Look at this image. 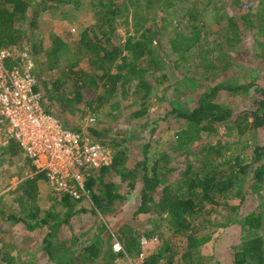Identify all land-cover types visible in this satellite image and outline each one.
Segmentation results:
<instances>
[{
	"label": "rangeland",
	"instance_id": "obj_1",
	"mask_svg": "<svg viewBox=\"0 0 264 264\" xmlns=\"http://www.w3.org/2000/svg\"><path fill=\"white\" fill-rule=\"evenodd\" d=\"M44 1L32 0L35 17L29 12L14 19L13 28L18 31L15 49L37 51L33 59L41 63L40 68L38 66L39 78L53 80L64 72L48 69L46 51L57 40L73 43L75 50L81 52L75 71L81 70L83 75L97 79L102 69L95 67L85 46V43L92 42L93 33L82 37L81 34L86 33V29L96 28L98 17L103 12L100 0H70L64 4L48 0L43 5ZM234 1L151 0L148 3L140 0L134 8L130 7L122 16L115 17L113 41L121 45L125 40L134 42L152 38L148 44L150 56L138 60L137 66L151 59H160V69L154 74L144 75L146 85H138L141 77H135L124 87L112 90V94L106 96L101 104L95 102L88 107L83 101L63 109V112L59 110V114L65 125L71 123L67 126L73 125L86 132L90 128L99 130L100 134L95 139L109 149L112 162L117 152H123L126 159L121 167L123 170L131 169V182L135 183V188L128 191L126 176H120L111 166L107 168L94 189H99V194L103 196L106 186L113 184L111 190L126 193L125 200H117L112 209L105 211L95 209L87 195L82 201L69 200L74 210L83 206L87 210L80 212L70 227L62 225L54 230L50 240L51 255L43 242L47 224L29 230L25 224L5 217L13 215L29 223L46 218L51 224L52 217L64 218L67 207L60 201L61 195L54 192L44 178L32 183L37 173L21 150L19 154L9 156L8 138L0 129V264H78L77 255L94 241H101V255L110 247L113 253L120 256L110 261L107 257L109 262L97 258L88 264H142L146 257L157 256L161 241L170 249L163 254L164 258H156L158 264H182V255L188 249L198 253L202 264H234V253L243 248L245 240L253 235L252 232H242L240 223L233 219L234 213L226 214L222 206L203 204L201 201V210L187 217L190 228L182 230L169 224L167 214L161 212L160 206L156 207L161 194H168L169 190L179 185L185 186L183 174L188 166L205 171L211 163L219 161L223 162L221 170L229 173L231 168L238 170V164L241 166L250 162L251 147L264 144V128L237 135L232 124L238 112L251 109L254 97L250 90L219 93L218 101L230 109V117L215 123L211 130H200L173 115L161 119L171 105L183 109L193 107L199 94L216 82L223 80L242 85L252 81L264 82V44H256V31L242 24V10ZM240 1L245 3L249 0ZM254 1L253 9L258 0ZM104 4L107 5V2ZM204 9L208 12L209 23ZM195 12L203 13L200 14L203 25L190 19ZM229 18L236 21L232 27L234 34L230 30L232 23ZM194 25L201 31L196 40ZM148 28L151 32L146 31ZM154 30L156 32L152 33ZM236 30L237 33L234 32ZM95 34H98L97 30ZM106 50H109L108 44L102 46L99 55L102 56ZM118 64L116 60L110 67L111 73L117 70ZM35 67L37 69L36 63ZM106 81L107 78L97 80L98 88L89 89L88 95H103L101 84ZM65 84L72 89V78L67 77ZM54 106L57 109L59 105L56 103ZM140 111L142 113L136 115ZM90 116L95 118L94 123H89ZM225 124L231 126L226 128ZM151 129H154L152 133ZM145 156L157 159L159 177L158 185L152 190L157 203H150L149 211L141 212L138 210L141 187L147 185L148 192L150 188L148 182L142 181L141 169L136 164ZM250 171L251 167H247L246 174L239 175V181L234 179L238 184L221 201L228 198L235 205L245 195L247 211L260 210L264 217V196L257 194L256 187L248 190ZM259 188L264 193V181ZM122 230L125 236L133 231L138 239L129 245L136 246V255L126 253L118 235ZM190 235L207 240L189 247ZM141 239H146V243L142 244ZM115 244H119L121 249L114 248ZM169 258L170 263L167 262ZM196 258H192L193 261Z\"/></svg>",
	"mask_w": 264,
	"mask_h": 264
},
{
	"label": "trees",
	"instance_id": "obj_2",
	"mask_svg": "<svg viewBox=\"0 0 264 264\" xmlns=\"http://www.w3.org/2000/svg\"><path fill=\"white\" fill-rule=\"evenodd\" d=\"M45 0L43 5H45ZM57 2V4L69 3L70 0H51ZM140 0H100L101 9L103 12L100 14L93 30L86 29V33H82L81 37L87 33L92 34V42L85 43L87 47L86 53L93 58V62L96 68L102 69L101 75L97 79L93 76L83 75L81 70L79 72L75 71V68L79 65L78 52L75 50L73 43L57 40L54 42V45L46 51V66L48 69L52 70H62L64 73L62 76L53 80L40 79L37 89L43 93V102L45 105V110L57 115L61 121H63L60 116L59 110L63 112V109L72 108L77 103L85 102L88 107L92 106L93 103L97 102L101 104L107 99L106 96L112 94V90L122 88L125 86V83H130L135 77H141L138 79V85H146L144 75L146 73L154 74L156 73L162 63L160 59H151L148 60L142 66H137L138 60L147 58L150 56V47L148 44L152 42V38H147V40H137L130 41L125 40L123 44H117L113 41L114 32V20L117 16H122L124 12H127L130 7L136 6L137 2ZM148 3L151 0H146ZM107 2V5L104 4ZM235 5H238L242 11L240 13V19L242 24L245 25L248 29H253L257 33L256 44H264V0H258L256 7L253 9L252 5L255 3L254 0H249L248 2L243 3L240 0H235ZM42 4V3H41ZM206 11L209 9L206 8ZM33 13L35 17V9L32 6V0H0V46L10 47L16 44V36L18 31L13 28V22L16 18H21L28 13ZM206 14L207 23L208 22V12ZM212 13V12H210ZM200 14L197 13L191 15L190 19L194 23H200L203 25L204 21L201 19ZM230 30L232 32V27L235 26L236 21L229 18ZM217 22L219 20H216ZM34 21L32 20L31 24ZM193 23V24H194ZM193 26L194 33L196 36L194 40L198 39L201 35L200 29ZM95 30L98 31V34H95ZM147 32H151L150 29H146ZM156 32L154 30L152 33ZM237 33V30L234 31ZM233 33V32H232ZM235 33V34H236ZM234 34V33H233ZM104 44L109 45V50L104 51L103 55H99V51L102 49ZM35 50V47H33ZM41 50L40 48H38ZM37 52V51H35ZM35 52L32 49H29V53L34 57ZM118 60V67L114 73H111L110 67L114 62ZM34 62L37 65L36 73L39 75V68L41 66L40 62ZM152 64L151 66L149 65ZM149 65V67H147ZM39 66V68H38ZM36 68V67H35ZM39 77V76H38ZM71 77L73 81V88L70 89L65 84V79ZM103 78H107V81L102 86L103 95H88L89 89H97L98 82ZM110 87V90H109ZM250 90L254 99L252 102V107L249 110H242L236 114L232 120L234 125L235 132L237 135H242L249 130L253 129H263L264 128V82L257 83L256 81L248 82L246 85L234 84L231 81H219L210 86L208 89L204 90L196 99V104L191 108H179L178 105H171L170 109L163 115L161 119H165L173 115L176 119L184 120L186 123L193 124L198 127L200 130H211L212 126L214 127L215 123H220L226 121L230 117V109L220 103L218 100V95L220 92L226 93H236L238 91H248ZM217 100V101H216ZM58 103L57 109L55 104ZM142 112H138L136 115H140ZM155 123V122H154ZM71 124V123H70ZM67 123V125H70ZM228 128L231 125H224ZM71 127H74L71 125ZM233 127V126H232ZM154 129H151V133ZM89 133L97 137L100 134V131L94 128L89 129ZM17 144L13 140H9L7 144V150L10 157L19 154L20 149L17 147ZM250 162L239 166L238 170L231 168L229 173H225L221 170L223 162L216 161L211 163L209 169L195 170L191 169L190 166L187 167L186 172L183 174L184 177V187L182 185L175 187L174 189L169 190L168 194H161L159 200L157 201L159 205L156 207L161 208V212H165L168 216V223L172 226H175L177 229H189L190 223L188 222V216L196 215L202 208L204 202H207L211 205L222 206L223 211L226 214L234 213V221L240 223V229L242 232H252L251 237L247 238L244 242V247L240 250H237L233 257L234 264H264V217L261 215V211H247L245 208L244 202L246 201V196L242 195L237 204L232 205L228 198L221 201L222 198H225L224 195L238 182H234V179L239 181V175L246 174L245 169L251 167L250 179L248 181V190H251L256 187V192L260 196H264V193L260 190V184L264 181V144H258L250 148ZM126 155L119 151L114 155L113 162L111 167L119 173L120 176L128 179V191L134 190L135 183L131 182L133 179L131 169H122V165L125 163ZM238 159L237 157L235 158ZM141 169V178L143 182H148L150 188V193L148 192L147 185L141 187L140 190V205L138 210L141 212H147L151 208L150 205L153 204L154 197L153 188L158 185V161L157 159L152 158L151 156H145L140 162L136 164V167ZM103 169L99 171L96 176H90L85 182V192L87 197L91 200L92 206L99 211H105L112 209L116 205L117 200H125L126 193L121 194L116 191L111 190L113 184H108L106 186L105 194L102 196L99 194V189H94L98 179L102 177L104 171ZM100 175V176H99ZM99 176V177H98ZM44 177L43 174L37 173L32 178V183L37 179ZM184 188V190L182 189ZM198 189V191H197ZM81 198L79 201H82ZM71 198L68 195H62L60 201H63L64 206L67 207V214L63 219L58 217H52V223L47 222L48 219H40L33 223H29L26 219H16L13 215L9 216L6 219L13 221L21 222L25 224L29 230H33L35 226H42L44 224L48 225L47 233L43 239L45 243V248L49 255L52 254V243L50 242L51 236L54 233V230L59 229L62 225L70 227V223L74 221L76 216L80 212H84L87 209L83 206L79 210H74V206L69 204ZM203 201V204H201ZM156 202V201H155ZM154 202V204H155ZM156 202V203H157ZM151 203V204H150ZM93 211V209H91ZM133 231H131L127 236L122 230L119 233V240L124 244L125 251L128 255L135 254L134 252L136 246L133 245L138 239L134 236ZM139 236V235H138ZM207 239L204 237L196 238L193 235L189 236V247L198 246L201 243L205 242ZM101 241H94L93 243L87 245L81 250L76 257L78 264H88L89 262H94L95 259L99 258L103 260L109 257V261L114 257L120 256L113 253L111 248H106L105 252L101 255ZM169 246L165 244L164 241H161L158 246V253L156 255H150L144 259L142 264H158V258H164L163 254H166L169 250ZM138 253V250H136ZM198 253L191 252L188 249L182 255V264H202L199 260ZM122 255V254H121ZM197 257V258H196ZM157 258V259H156ZM192 258H196V261H193ZM107 261V260H106ZM107 261V262H109ZM167 262H172L171 259H167Z\"/></svg>",
	"mask_w": 264,
	"mask_h": 264
},
{
	"label": "built area",
	"instance_id": "obj_3",
	"mask_svg": "<svg viewBox=\"0 0 264 264\" xmlns=\"http://www.w3.org/2000/svg\"><path fill=\"white\" fill-rule=\"evenodd\" d=\"M38 83L28 49L0 46V129L54 191L80 200L86 195V180L112 165L110 151L89 132L67 126L46 111ZM114 248L121 249L119 244Z\"/></svg>",
	"mask_w": 264,
	"mask_h": 264
},
{
	"label": "crops",
	"instance_id": "obj_4",
	"mask_svg": "<svg viewBox=\"0 0 264 264\" xmlns=\"http://www.w3.org/2000/svg\"><path fill=\"white\" fill-rule=\"evenodd\" d=\"M9 141V140H8ZM14 141V140H13ZM15 142V141H14ZM26 158V157H25ZM26 160H27V162H29L30 163V161L26 158ZM42 178H44L45 180H46V178L45 177H42ZM46 182H47V180H46ZM48 183V182H47ZM54 192H56V191H54ZM57 193V192H56ZM59 194V193H58ZM61 196L63 195V194H60ZM83 198V197H82Z\"/></svg>",
	"mask_w": 264,
	"mask_h": 264
}]
</instances>
